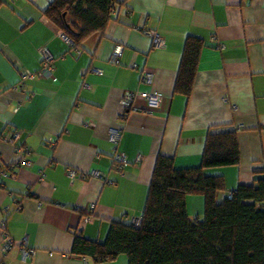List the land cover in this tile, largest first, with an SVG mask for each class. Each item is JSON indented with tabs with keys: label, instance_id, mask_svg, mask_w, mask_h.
Here are the masks:
<instances>
[{
	"label": "crops",
	"instance_id": "0c3cea01",
	"mask_svg": "<svg viewBox=\"0 0 264 264\" xmlns=\"http://www.w3.org/2000/svg\"><path fill=\"white\" fill-rule=\"evenodd\" d=\"M53 1L0 6V161L23 158L3 140L18 131L31 164L0 177V263L130 264L124 255L108 263L72 255L75 235L104 242L113 223L140 220L158 154L177 168L198 167L210 130H236L241 152L240 165L207 171L225 178L219 200L264 177V0H120L115 19L81 48L45 15ZM147 30L165 46L154 49ZM189 36L206 47L187 99L175 84ZM118 44L125 48L112 63ZM44 49L55 58L53 77L23 82L24 72L40 71ZM127 92L138 109L125 115ZM154 94L162 104L150 111ZM114 128L118 145L109 140ZM119 151L128 159L122 171L114 166ZM95 170L106 177L91 176ZM187 210L201 217L203 198L189 196ZM25 242L33 257H24Z\"/></svg>",
	"mask_w": 264,
	"mask_h": 264
},
{
	"label": "trees",
	"instance_id": "16d2710c",
	"mask_svg": "<svg viewBox=\"0 0 264 264\" xmlns=\"http://www.w3.org/2000/svg\"><path fill=\"white\" fill-rule=\"evenodd\" d=\"M4 3L0 0V6ZM120 6V0H54L45 15L81 48L90 35L105 30ZM205 47L200 38L186 39L175 94L190 99ZM153 48L159 49L154 42ZM133 111L128 108L124 114ZM17 132L10 131L3 140L15 145L23 158L11 166L0 161L2 178L11 176L16 166L31 165L25 157L27 149L15 137ZM117 154L114 166L119 170ZM240 163L236 130H210L201 163L195 168H177L174 157L158 154L140 225L133 221L113 223L104 242L78 232L72 255L92 258L96 263L112 262L124 255L130 264H264V177L239 185L219 200L218 194L226 190L225 178L207 174L209 169ZM189 196L203 198L201 217L189 216Z\"/></svg>",
	"mask_w": 264,
	"mask_h": 264
},
{
	"label": "built area",
	"instance_id": "2783aa9c",
	"mask_svg": "<svg viewBox=\"0 0 264 264\" xmlns=\"http://www.w3.org/2000/svg\"><path fill=\"white\" fill-rule=\"evenodd\" d=\"M146 34L151 37L152 41L154 42V45L157 48H162L165 46V42L164 39L156 32L153 30H147L145 31ZM62 37L65 41L67 42H71L72 41L65 35L62 34ZM124 46L123 45H116L111 57V62L112 63H116L120 57L123 54L124 51ZM41 57H42V67L40 69L39 72L37 73H31V72H24L21 77H22V81L24 82L25 80H32L35 78H46V79H50L53 77V71H54V61L55 58L53 56V54L48 50V49H44L41 52ZM153 80V74L150 72H144L142 74V81L145 83H151ZM136 94L133 92H127L125 93L122 103L125 109H132V110H137L138 108H136L134 106V102L136 99ZM148 101V105L150 108V111L153 109H158L161 104H162V97L159 94H154V95H150L147 98ZM121 136H122V131L118 128H114L111 130L110 136H109V140L115 144L118 145L121 141ZM15 137L17 138L18 135L16 134ZM116 163H117V167L119 170H122L123 167L125 166V164L127 163V156L125 153L119 152L117 154V158H116ZM69 175L71 176V178H75L76 177V171L74 170H69ZM91 176L93 177H98V178H105L106 175L100 171H93ZM111 182V181H110ZM112 184V182H111ZM93 207L91 208L90 211H93ZM84 221L86 223H92L93 222V217H91L90 215L87 216ZM135 226H139L140 225V220H134L133 221ZM11 242H9L5 247H3V251H9L11 249ZM24 249H23V255L25 258H29V257H33L36 254V251L34 249H28L27 248V244L25 242L24 244ZM3 264V263H0Z\"/></svg>",
	"mask_w": 264,
	"mask_h": 264
}]
</instances>
